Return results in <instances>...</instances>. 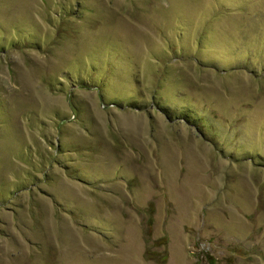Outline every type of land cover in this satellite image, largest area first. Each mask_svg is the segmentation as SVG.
<instances>
[{
	"label": "rangeland",
	"instance_id": "obj_1",
	"mask_svg": "<svg viewBox=\"0 0 264 264\" xmlns=\"http://www.w3.org/2000/svg\"><path fill=\"white\" fill-rule=\"evenodd\" d=\"M0 264H264V0H0Z\"/></svg>",
	"mask_w": 264,
	"mask_h": 264
}]
</instances>
